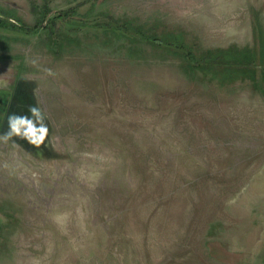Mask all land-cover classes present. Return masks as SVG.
Wrapping results in <instances>:
<instances>
[{"label":"rangeland","instance_id":"rangeland-1","mask_svg":"<svg viewBox=\"0 0 264 264\" xmlns=\"http://www.w3.org/2000/svg\"><path fill=\"white\" fill-rule=\"evenodd\" d=\"M0 14V264H264V80L192 74L140 33L256 47L264 0Z\"/></svg>","mask_w":264,"mask_h":264},{"label":"trees","instance_id":"trees-1","mask_svg":"<svg viewBox=\"0 0 264 264\" xmlns=\"http://www.w3.org/2000/svg\"><path fill=\"white\" fill-rule=\"evenodd\" d=\"M70 14V12H66L55 16L49 24L55 22V18H71ZM49 24L43 26L45 31L51 29ZM0 25L7 26L4 18L0 19ZM20 28L24 31V26H20ZM255 31L256 47L239 48L233 45L225 49L219 48L202 52L195 51V46L188 43L181 33L166 36L152 35L143 31L140 33H143V37L149 43L167 48L169 55L180 59L186 70L192 74L200 71L210 75L212 79L220 78L222 82L250 80L254 88L257 89L259 88L258 80H264V26L258 24Z\"/></svg>","mask_w":264,"mask_h":264},{"label":"clouds","instance_id":"clouds-1","mask_svg":"<svg viewBox=\"0 0 264 264\" xmlns=\"http://www.w3.org/2000/svg\"><path fill=\"white\" fill-rule=\"evenodd\" d=\"M25 123L24 120H18V121H14L12 124V127L15 131L19 132V126L23 125ZM42 132L45 131L44 129L41 130ZM28 132L29 133H33V128L31 126V124L28 125ZM43 137L41 136L40 139H42Z\"/></svg>","mask_w":264,"mask_h":264}]
</instances>
